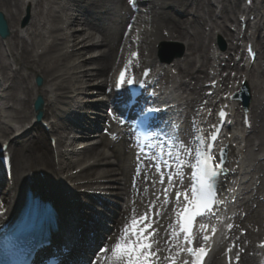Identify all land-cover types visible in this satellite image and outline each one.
Returning a JSON list of instances; mask_svg holds the SVG:
<instances>
[{"label":"bare ground","instance_id":"1","mask_svg":"<svg viewBox=\"0 0 264 264\" xmlns=\"http://www.w3.org/2000/svg\"><path fill=\"white\" fill-rule=\"evenodd\" d=\"M25 0H0V10H5V16L10 26V34L5 44L0 42V78L7 85L0 90V96L11 102L9 105L13 114H6L9 118L17 122L25 123L31 120L34 115L30 108V103L35 94L44 96L45 104L43 112L44 120L54 118L51 132L44 131L39 124H32L27 135L12 141L10 138V150L12 151V177L11 182L7 183L8 189L0 188V207L4 214L0 215V220L7 219L13 211L19 206L23 190L26 187L34 188L42 195L55 194L62 200L58 205L60 214V225L62 237L68 241L70 254L80 251V264H91L98 259L99 249L105 245H110L119 236L122 227L128 222L132 215L140 216L148 213L151 220H154L153 228L155 230L153 240V251L156 252L154 261L156 264H167L166 258L172 252L171 230L172 223L168 219V211L173 205L171 200L164 211L157 213L158 208V189L155 178L140 155L133 150V133L130 128L121 129L117 123L116 112L113 116L106 113L107 104L109 105L108 94L104 93V85L107 74L115 62L124 55V51L132 41V26L139 18L138 10L133 9L124 0H88L91 5L86 16V10L78 7L80 17L69 16L64 20L65 28L68 29L72 24L76 28L70 31L66 37L60 38L57 32L63 30L58 28L53 18V24L48 28V34L52 33L51 44H44L43 50L39 51L42 34L41 28L43 10L41 1L34 2L37 8L30 13L31 20L27 25H20L21 15ZM29 3L33 2L28 0ZM54 0H52L53 2ZM151 5L146 4L142 16L151 17V28L142 32L143 52H154L152 45L155 41L179 40L185 47L184 59L174 58L171 67L162 64V70L167 78L172 70L182 77L171 80L173 88L185 89L188 92L185 99L186 114L191 115L193 105L202 99L204 80L211 68V58L216 55L212 48V38L218 33L224 36L229 42L228 50L225 52L227 58L219 59L220 68L225 67L236 70L246 78L251 93L250 108L253 117H256L254 132L257 140L258 150L264 147V75L261 79H250L246 73L247 67L244 64L233 65L229 61L230 50H233V41L235 32L231 30L230 25L235 21L234 15L240 9L239 0H172L169 9L160 5L157 0H150ZM157 2V7L153 8L152 3ZM220 4L219 15L215 14V5ZM155 5V6H156ZM89 9V10H90ZM262 4L258 10L263 12ZM264 14V13H263ZM53 16L55 14L53 13ZM87 25L88 27H83ZM163 26L160 28V26ZM209 26V33L205 36V27ZM13 27V29H12ZM163 30L166 35H164ZM57 34V35H55ZM37 37L39 40H35ZM206 37H208L206 39ZM205 39V40H204ZM65 42H73L72 57L78 60L83 55L95 50L86 58L77 61L75 67L81 68L84 62L90 63L78 69L73 82L70 83L69 70L66 67V54L54 52L57 46ZM207 41V43H206ZM60 44V45H61ZM4 47V48H3ZM237 48V46H236ZM264 52V46H262ZM60 49V48H59ZM61 50V49H60ZM212 50L211 55L209 51ZM12 60H8V58ZM222 65V66H221ZM173 67V69H172ZM171 70V71H170ZM225 70V69H222ZM170 71V72H169ZM40 74L44 78L42 86L35 87L32 84L31 77ZM238 75V74H237ZM223 76L220 73L221 81L225 83H237L238 89L243 77ZM263 77V78H262ZM260 78V77H259ZM189 79V81H187ZM170 81V80H169ZM70 83V84H69ZM71 93L80 96V100L75 102V116L73 119L65 120L64 114L70 112ZM89 98H84V95ZM90 94V95H89ZM106 95V96H105ZM76 97V96H75ZM0 112L2 113V109ZM87 109H93L90 111ZM104 110V113L101 111ZM94 112L92 115L87 113ZM84 116H79V115ZM1 117V115H0ZM49 122H52L48 120ZM96 122H103V127ZM80 123V125H79ZM6 124V123H5ZM0 120V136L12 137L9 125H5ZM21 126V125H19ZM79 127L80 134L75 132L69 142L66 143V136L73 133V129ZM11 128V127H10ZM19 130L18 128H15ZM187 129V127H186ZM256 129V131H255ZM23 131V130H22ZM21 131V132H22ZM32 131V132H31ZM103 131L102 134H99ZM99 132V133H98ZM185 132V131H184ZM57 137V154L51 149L46 136ZM240 145L248 149L246 136L242 135ZM87 138V144L79 148L78 143ZM186 139V138H185ZM249 140V139H248ZM251 150V146H250ZM185 153V151H184ZM187 153L190 155L189 150ZM233 153V151L231 152ZM232 155V154H231ZM80 161V162H79ZM231 167H236L234 160L228 161ZM255 167L256 172L264 176V162ZM82 165V169H77ZM235 172L228 177L231 198L237 196V189L240 188V168L237 166ZM39 171L46 175L45 184L41 185ZM183 179L187 181V174H182ZM261 179H264L260 176ZM249 179L243 184L249 187ZM1 182H6L0 177ZM252 185V184H251ZM86 187L84 195L79 194V188ZM52 191V192H49ZM264 191V184L258 188V193ZM48 197V196H47ZM85 200H82L83 198ZM257 200V195L251 194L248 198H243L241 208H246V220L238 218L234 221L235 227L230 233L229 238L236 241L235 252H239L240 264H261L257 253L260 250L253 239L255 236L264 235V217L260 215L259 207H251L253 203L257 206L263 205ZM251 204V205H250ZM264 206V205H263ZM93 210L92 217L95 214L103 221H91V217H86L84 212ZM262 211V210H261ZM155 213V215H153ZM99 220V219H98ZM251 225V226H250ZM245 228V234H238L239 228ZM250 227H253L250 228ZM254 228H257L256 230ZM91 229H100L103 233L94 237V240L101 242L102 246H95L91 254L86 247L90 243L91 236L88 233ZM80 244V245H79ZM90 245V244H89ZM96 245V244H95ZM80 246V248H79ZM78 248V250H77ZM219 249V248H218ZM85 252H88L85 255ZM86 256L87 259L83 260ZM158 257V259H157ZM210 264H224L219 259V253L216 251L212 256ZM78 260L76 257L73 261ZM263 264V263H262Z\"/></svg>","mask_w":264,"mask_h":264},{"label":"snow or ice","instance_id":"2","mask_svg":"<svg viewBox=\"0 0 264 264\" xmlns=\"http://www.w3.org/2000/svg\"><path fill=\"white\" fill-rule=\"evenodd\" d=\"M130 6L136 7V0H129ZM249 53H253V48L249 46ZM132 56H138L137 52H133ZM131 64V61L128 62ZM127 65L124 70H121L119 76L115 82L116 88H122L125 84L132 85L137 81L133 78L125 77ZM149 74L148 70H145L144 75ZM142 84L143 81H140ZM148 113L157 112V108H148L145 110ZM227 115L225 110L219 112L221 118ZM116 119V117H113ZM219 129L214 131L210 137L212 142H215L218 138ZM152 135L146 133L145 136ZM200 143L203 145L204 140L201 139ZM6 151L5 145H0V153ZM5 163L10 161V157L7 155H0ZM226 156L224 149L220 150L219 159L217 155L213 153V144L208 143L203 150L197 149L195 152V162L190 166L191 172V185L190 191L185 190L183 193L176 191L175 196L177 201L183 197V209L178 212L179 217L178 224L180 231L183 232L185 242L190 245L186 249L181 248V251H186L193 257L192 264H202V260L207 253V249L203 246L195 248L194 239L192 235L193 221L197 217H209L215 215V208L223 203L222 200L217 199V193L219 191L218 184L221 173L225 168ZM187 164L186 161L181 160L179 166ZM159 167V165H157ZM179 174V173H177ZM172 180V177H169ZM161 181H163V174H161ZM167 191V190H166ZM4 214V210L0 207V215ZM155 215V213L153 214ZM154 220H151L149 214L146 212L143 215H132L127 223L122 227L119 236L110 245H105L100 248L98 259L91 262V264H156L153 257L156 256V252L151 251L153 247V240L155 230L153 228ZM231 225H229V228ZM215 232V228L212 229ZM172 236L177 235L175 230L171 233ZM205 241L208 240V236H204ZM158 259V257H157ZM174 264V261H173ZM187 264V261L184 262Z\"/></svg>","mask_w":264,"mask_h":264},{"label":"rangeland","instance_id":"3","mask_svg":"<svg viewBox=\"0 0 264 264\" xmlns=\"http://www.w3.org/2000/svg\"><path fill=\"white\" fill-rule=\"evenodd\" d=\"M57 1H59V0H57ZM64 2H66V3H68L69 5H70V9H68V10H62L61 12H59L60 14H62L63 16L64 15H66L67 14V16H69V14L71 13V16L72 17H75V16H77L78 15V13H79V11H77L76 9H78V7H80V8H82L83 9V11L84 10H86V16H87V14L89 13V12H91V9H93V7L90 9V7H91V5L88 3V0H63ZM42 2H43V10H44V17H43V20L44 21H46L47 22V26H49V22H51V19H52V15H50L49 16V14L47 13V11H50V8L51 9H53V8H55L56 7V5H53V2H51L50 3V1L49 0H42ZM124 3L126 4V0H124ZM32 9H33V7H32V5L30 6V5H28V4H26L25 5V11L26 10H29V12L30 11H32ZM56 9L57 10H61V8H58V7H56ZM90 9V10H89ZM4 11V10H3ZM52 12V11H51ZM78 17H80V15H78ZM83 27H88L87 25H84L83 24ZM73 28H76L75 27V25L74 24H72L71 26H70V29H69V31L70 30H73ZM44 31L45 30H42V32L44 33ZM67 33H68V30H67ZM69 34V33H68ZM44 35H46L47 36V33L46 34H44ZM37 40H39V38H36ZM45 39H46V37H42V41L43 42H45ZM170 41H172V42H174L173 44L174 45H172V46H170L169 47V50H170V53L168 54V55H173V54H175L177 51H179L180 49H183V54H181V56H179L180 57V60H183L184 59V53H185V47H184V44H183V42L182 41H179V40H175V41H173V40H170ZM261 41L263 42L262 43V46H264V30H262L261 31ZM69 43V42H68ZM72 43L73 42H70V44H71V46H72ZM40 44H41V41H40ZM94 54L95 53V50H90V51H88V52H86L84 55H83V57H81V58H86L87 56H89L90 54ZM167 55V54H166ZM70 58H72V56H69V58H67V61H70V62H72L73 61V59H71L70 60ZM84 64V67H86V66H91V64L89 63H87V62H84L83 63ZM261 71H263L264 72V52H263V48L261 49V54H259V61H258V63H257V65L255 66V68H254V72H253V79H261ZM263 75H264V73H263ZM260 77V78H259ZM264 77V76H263ZM262 77V78H263ZM187 81H189V79L187 80ZM90 95V94H89ZM86 97H84V98H89V96L88 95H85ZM77 98H79V97H77ZM3 102V100L2 101H0V106H1V103ZM88 110V109H87ZM93 110V109H92ZM103 110V109H102ZM91 115V114H90ZM93 116V115H92ZM255 121H256V117H255ZM77 129V128H76ZM255 131H256V129H255ZM101 133V132H100ZM256 132H254L253 134H251L250 135V137H251V142L250 143H252V144H254L255 142V134ZM71 134L72 133H70L69 134V137H71ZM257 162H255L254 163V168H255V165L256 166H259L261 163H257ZM250 169H252V167L250 168ZM260 176L262 177V178H264V176H262V174L261 173H258V172H255V170H254V173H253V184L247 189L248 191H249V193H250V195L251 194H254V195H257V200H260V201H258L259 203H262L263 205H264V191L262 192V193H256V192H258V188H259V186H261V184L263 183L264 184V179H261L260 178ZM256 180V181H255ZM0 188H2V185L0 186ZM82 200H85L84 199V197L83 198H81ZM251 205V204H250ZM263 205H260V206H257V204L256 203H253L252 205H251V207L253 206V207H259V211H260V215L261 216H263L264 217V206ZM245 209L246 208H241V206H239L238 205V207L236 208V212H235V214H237L238 216H240L241 217V219L244 221V219L246 220V217H247V213H246V211H245ZM262 210V211H261ZM89 212V213H88ZM90 213L91 214H93V213H95L94 211H92V210H87V212H84V214H85V218L86 217H91V220L92 221H103V219H101L100 217H98L96 214H95V217L96 218H94V217H92L91 215H90ZM99 219V220H98ZM245 222V221H244ZM263 222V224H264V220L262 221ZM245 227L246 226H248V224H247V220H246V222H245V225H244ZM251 226V225H250ZM250 228H252L253 229V227H250ZM255 230L257 229V228H254ZM101 232L100 231V229H93L92 230V232H94V233H96V232ZM237 232H238V234H245V232H246V230H245V228L243 229L242 227L241 228H239L238 230H237ZM96 234H98V233H96ZM259 237L258 236H255L253 239L255 240H257Z\"/></svg>","mask_w":264,"mask_h":264},{"label":"water","instance_id":"4","mask_svg":"<svg viewBox=\"0 0 264 264\" xmlns=\"http://www.w3.org/2000/svg\"><path fill=\"white\" fill-rule=\"evenodd\" d=\"M3 29H5L4 21H3V18H2V14L0 13V31L2 32Z\"/></svg>","mask_w":264,"mask_h":264}]
</instances>
